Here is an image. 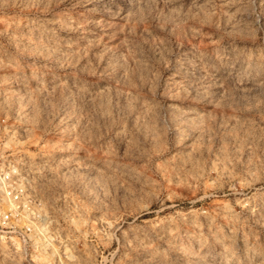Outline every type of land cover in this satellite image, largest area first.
I'll return each mask as SVG.
<instances>
[{
    "label": "rangeland",
    "instance_id": "obj_1",
    "mask_svg": "<svg viewBox=\"0 0 264 264\" xmlns=\"http://www.w3.org/2000/svg\"><path fill=\"white\" fill-rule=\"evenodd\" d=\"M2 164L0 264H264V0H0Z\"/></svg>",
    "mask_w": 264,
    "mask_h": 264
},
{
    "label": "built area",
    "instance_id": "obj_2",
    "mask_svg": "<svg viewBox=\"0 0 264 264\" xmlns=\"http://www.w3.org/2000/svg\"><path fill=\"white\" fill-rule=\"evenodd\" d=\"M42 201L33 193L28 180L15 164L0 166V229L41 233L46 221Z\"/></svg>",
    "mask_w": 264,
    "mask_h": 264
}]
</instances>
